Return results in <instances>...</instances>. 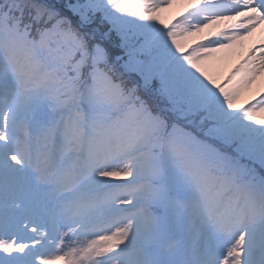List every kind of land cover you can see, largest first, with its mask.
Instances as JSON below:
<instances>
[{
  "label": "snow or ice",
  "instance_id": "6c2138e0",
  "mask_svg": "<svg viewBox=\"0 0 264 264\" xmlns=\"http://www.w3.org/2000/svg\"><path fill=\"white\" fill-rule=\"evenodd\" d=\"M262 26L264 0H0V264H264V40L221 71Z\"/></svg>",
  "mask_w": 264,
  "mask_h": 264
},
{
  "label": "bare ground",
  "instance_id": "6f19581e",
  "mask_svg": "<svg viewBox=\"0 0 264 264\" xmlns=\"http://www.w3.org/2000/svg\"><path fill=\"white\" fill-rule=\"evenodd\" d=\"M261 40H264V26L261 27V29H258L255 33L252 34V36L248 37L242 45V48L240 49L241 55L246 52L249 48L252 46L260 44ZM236 59H233V62H235ZM254 88H259L260 90L264 89V76L260 78L257 85Z\"/></svg>",
  "mask_w": 264,
  "mask_h": 264
},
{
  "label": "rangeland",
  "instance_id": "374dc122",
  "mask_svg": "<svg viewBox=\"0 0 264 264\" xmlns=\"http://www.w3.org/2000/svg\"><path fill=\"white\" fill-rule=\"evenodd\" d=\"M182 8H183L182 5H179V4L174 5L172 8L166 10L165 13L163 14V16L166 20L171 19L173 16L178 15V13L182 10ZM259 45L260 44L255 45V46H259ZM241 56L242 55L240 53L239 55L233 56L232 58H230V60L223 66V68L221 70L222 74L226 76L228 74V72L237 64V62L240 60ZM233 59H236L235 62H233ZM255 90H256V88L253 89V91H255ZM248 95H250V93ZM247 98H248V96L246 95L244 97V99H247Z\"/></svg>",
  "mask_w": 264,
  "mask_h": 264
}]
</instances>
